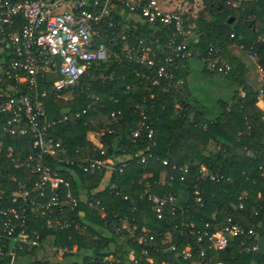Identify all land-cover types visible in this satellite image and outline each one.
<instances>
[{
	"label": "trees",
	"instance_id": "trees-1",
	"mask_svg": "<svg viewBox=\"0 0 264 264\" xmlns=\"http://www.w3.org/2000/svg\"><path fill=\"white\" fill-rule=\"evenodd\" d=\"M228 1L232 0H203L197 23L183 12L184 26L192 25L200 40H189L188 53L176 60L170 84L162 79L153 83L156 64L150 67L130 59L120 37L112 38L117 26H104L95 41L108 46L109 60L93 65L69 89L51 92L44 98V109L50 118L67 114V119L49 130L65 150L56 156L44 155L43 161L70 182V192L78 203L74 209L64 207L60 212H50L54 220L51 226L46 225V216L40 210L30 212L27 230L37 231L38 241L49 240L52 248H65L63 257L69 258L65 264H100L99 259L108 253H118L121 261L106 264H127L126 252L130 250L144 262H148L147 256L151 257L149 264H160L162 260L187 264L176 252L163 249L160 240L169 237L181 246L187 238L192 239L180 232L185 229V222L193 221L199 228L209 222L207 230L212 232L222 227L227 218L245 230L253 228L258 236H233L225 248L217 250L202 241L205 255L198 264H264V245L259 247L257 243L258 239L264 242L263 112L256 105L259 89L239 78L246 67L229 52L232 44L256 52L257 63L264 70L263 47L254 43L256 34L264 32V0H240L237 7ZM205 11L208 16H204ZM110 16L118 27H123L135 48L140 46L137 57L147 55L156 62L168 52H162L163 43L181 39L171 38L173 27L168 30L128 13L119 3ZM239 20L252 29L251 34L239 29ZM210 44L232 65L231 70L220 74L233 75L243 83V94L229 105L219 101L213 114L205 104L190 99L185 80L188 71L183 66L190 57L202 61ZM136 129L139 133L134 137ZM92 131L101 133L99 142L104 155L100 149H93L95 144L88 136ZM30 141V136L19 138L0 131V183L4 189L0 208L14 204L11 192L21 184L29 186L37 177L27 159L36 152ZM85 146L92 149L91 156L107 158L109 166L102 171L84 170L80 149ZM145 166L151 168L149 177L142 174ZM201 167L217 178L205 177ZM65 190L60 188L61 195ZM180 191L187 195L183 202L177 199ZM195 191L201 196L199 205L194 201ZM167 192L175 195L176 201L168 203L162 217L157 218L148 193ZM124 218L133 233L150 229L145 240L138 242L125 229L116 230ZM57 219L72 222L62 227ZM251 245L256 248L252 250ZM247 248L251 250L247 252ZM142 249L147 253H141ZM30 264L62 263L50 262L45 255Z\"/></svg>",
	"mask_w": 264,
	"mask_h": 264
},
{
	"label": "built area",
	"instance_id": "built-area-1",
	"mask_svg": "<svg viewBox=\"0 0 264 264\" xmlns=\"http://www.w3.org/2000/svg\"><path fill=\"white\" fill-rule=\"evenodd\" d=\"M118 3L126 12L137 14L153 24L159 23L168 30L173 27L171 38L181 37L180 41L163 43L162 52H168L156 62L147 55L137 57L140 46L135 48L123 27H118V23L110 16L111 10ZM228 3L237 7L240 0ZM183 12L182 8H165L162 0H0V131L19 138L31 137V147L36 152L28 155L27 159L31 163V169L37 174L29 186L21 184L11 192V202L14 204L0 208V264H30L36 259L32 258L36 252L44 254L40 258L45 256L47 249L41 247L44 242L38 241L37 231L30 233L27 230L30 212L40 210L46 216V225L51 226L54 220L50 217V212H60L64 207L74 209L78 203L70 192V182L43 161L44 155L56 156L65 150L61 142L49 134V130L67 119V114L50 118L44 109V98L51 92L59 93L69 89L88 74L93 65L109 60L111 52L108 46L95 41L100 36V30L104 31V26H117L112 38L120 37L124 42L123 49L130 59L145 62L150 67L156 64V79H153V83L162 79L170 84L176 60L188 53L189 40H200V35L195 33L192 25L184 26ZM152 38L154 39L153 36ZM254 43L262 46L264 52V32L256 34ZM142 49L144 50L143 47ZM250 55L258 60L256 52L250 51ZM202 61L209 70L216 73H227L232 68L230 62L219 55L211 44ZM260 69L264 75V70ZM256 104L262 110L264 120L263 88L258 90ZM151 132L149 129V136ZM138 133L139 129H136L132 135L135 137ZM96 148L100 149V154H105L102 144L100 147L95 144L93 149ZM80 150L84 170L102 171L109 166L107 158L91 156L92 149L89 146ZM10 151L11 147H8L7 154ZM148 156L151 154L148 153ZM141 161L146 163L145 157ZM124 166L125 163L119 167V171ZM200 171L211 179L218 176L205 172L204 167ZM63 187L66 190L61 195L60 188ZM3 190L0 183V197ZM123 198L127 199L128 195L124 194ZM148 199L154 204L157 218H161L167 204L174 203L176 196L170 192L162 195L148 193ZM194 201L201 204V196L197 191ZM239 207H242V203ZM56 222L66 227L72 221L57 219ZM74 226L77 227V223ZM119 226L117 231L125 229L138 242L145 240L146 234L150 232L149 228H141L139 232L133 233L126 218ZM184 226L185 229H180V232L192 236L191 240L187 238L184 244L178 246L171 238L164 237L160 244L163 249L174 251L187 260V264H198L205 255L202 241H205L208 248L217 250L225 248L233 236L244 234L252 239L258 236L253 228L245 230L239 223L230 222V218H227L222 227L212 232L207 230L209 222H205L202 228L193 221L185 222ZM249 248L256 247L251 245ZM64 250L60 246L56 249L51 247V251L57 253ZM141 253L147 251L142 249ZM126 257L127 264H149L148 262L153 261L149 256L146 257L148 262L142 261L133 250L127 251ZM99 261L100 264H106L108 261H121V258L118 253H108ZM160 264L169 262L162 260ZM205 264L224 263L209 261Z\"/></svg>",
	"mask_w": 264,
	"mask_h": 264
},
{
	"label": "rangeland",
	"instance_id": "rangeland-1",
	"mask_svg": "<svg viewBox=\"0 0 264 264\" xmlns=\"http://www.w3.org/2000/svg\"><path fill=\"white\" fill-rule=\"evenodd\" d=\"M179 1V0H178ZM180 2V1H179ZM204 7V2L203 0H191V2H188V11L184 9V12L186 11L188 18L191 21L196 22V19L198 18V14L200 10H203L202 8ZM180 8V7H179ZM177 9V8H175ZM183 9V8H182ZM208 16V13L205 11L204 16ZM239 26L244 25L243 21H240ZM239 49L244 55H247L248 58L250 59V63L248 64V77L250 82H252L253 86H255L256 89L262 88L264 85V79H263V71L259 69V66H257V59L252 58L250 55V51H247L245 48L242 46H239ZM189 55V54H188ZM256 66V71L255 75L251 71L252 68H250L251 65ZM259 65V64H258ZM188 67V74L186 75V92L189 94L190 99L192 100H198L197 102H200V104H205L209 110L210 114H213L215 111L218 109L219 101H222V103L227 102V105L231 104L238 95H242L243 91V83L240 82L238 78H235V76L230 75V76H225L220 73H216L213 71L208 70L202 63V61H197L195 59H192L191 57L187 59V62L183 65ZM257 72V73H256ZM239 78L241 80H245L244 74L243 76L239 75ZM185 92V94H186ZM199 104V103H198ZM100 132H95L92 131L88 134L89 138L93 140V142L96 144V147H100L101 144L99 142V136ZM215 150L218 148L217 145L212 146ZM142 174L144 177H146L147 172L144 170L142 171ZM148 176V175H147ZM164 178V175H162L161 179ZM187 198V195L183 193L182 191L179 192L177 199L180 202H183ZM47 249V252L45 255L47 258L50 259V262H61L62 264H65L69 258L63 257V252L62 253H57L51 251V243L49 240L44 241L43 247ZM55 249V248H53ZM251 249H247L246 251H250ZM254 250V249H252ZM44 255V254H43ZM39 252H36L35 255L32 258H40V256H43ZM19 261H21L19 259Z\"/></svg>",
	"mask_w": 264,
	"mask_h": 264
},
{
	"label": "crops",
	"instance_id": "crops-1",
	"mask_svg": "<svg viewBox=\"0 0 264 264\" xmlns=\"http://www.w3.org/2000/svg\"><path fill=\"white\" fill-rule=\"evenodd\" d=\"M180 1V2H179ZM162 0V5L165 7V8H169V9H171V8H173V9H175V8H183V9H186V11H188V2H191V0ZM238 23V25L240 24V22L238 21L237 22ZM239 29H241L242 31H244L246 34H251L252 33V29L249 27V26H244V25H242ZM239 46H241V45H236V44H232V45H230L229 46V52L232 54V55H234V56H236L237 58H239L242 62H243V64H244V66L246 67V70H245V73H244V77H245V79H246V82H248L250 85H255V84H253L252 82H250V80H249V77H248V71H250V70H248V67H249V63L251 62L250 61V59L248 58V56L247 55H244L242 52H241V50L239 49ZM192 59H195L194 57H191ZM196 60V59H195ZM198 61V60H197ZM257 66H259L258 65V63H257ZM188 67H186V69H187ZM250 68H252L251 69V71L253 72V74L255 75V71H256V66L255 65H251L250 66ZM259 69H260V66H259ZM261 70V69H260ZM187 71H188V69H187ZM262 71V70H261ZM188 73V72H187ZM257 73V72H256ZM264 79V78H263ZM254 88H255V86H253ZM257 105V104H256ZM147 172V174H146V177H149V176H151L152 175V171H151V168L149 167V166H145L144 167V172ZM148 175V176H147ZM257 243H258V245H259V247H261V246H263L264 245V242L262 241V239H258V241H257Z\"/></svg>",
	"mask_w": 264,
	"mask_h": 264
},
{
	"label": "water",
	"instance_id": "water-1",
	"mask_svg": "<svg viewBox=\"0 0 264 264\" xmlns=\"http://www.w3.org/2000/svg\"><path fill=\"white\" fill-rule=\"evenodd\" d=\"M231 19V18H230Z\"/></svg>",
	"mask_w": 264,
	"mask_h": 264
}]
</instances>
